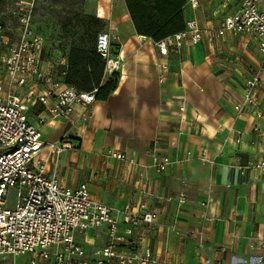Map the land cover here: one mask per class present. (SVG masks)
Segmentation results:
<instances>
[{
	"label": "crops",
	"instance_id": "obj_1",
	"mask_svg": "<svg viewBox=\"0 0 264 264\" xmlns=\"http://www.w3.org/2000/svg\"><path fill=\"white\" fill-rule=\"evenodd\" d=\"M84 1L85 12L102 19L112 35L118 83L105 100L88 108L76 104L66 118L49 119L42 105L29 103V119L45 142L37 155L46 161V173L71 188L85 183L94 200L114 208L120 231L128 226L120 212L126 204L134 209L144 204L155 212L153 224L133 230L128 249L148 247L170 264H200L202 244L219 264H264V170L252 165L264 161V115L255 118L249 110L239 116L233 108L242 102L243 82L259 63L257 38L227 32L211 39L205 33L199 42L186 41L180 52L164 56L152 39L136 33L123 0ZM241 3L201 0L193 8L185 0L182 15L185 22L195 19L203 30L214 31ZM258 6L264 11V1ZM32 27L43 38L41 70L64 83L70 42L59 40L48 49L33 16ZM159 63H167L162 81ZM110 75L104 72L102 82ZM49 86L29 82L14 90L30 102ZM258 101L264 110V74ZM39 117L46 122L38 124ZM64 141L74 147L54 163L47 144ZM113 151L132 162L112 158ZM154 157L167 163L158 170ZM75 239L87 250L102 247L106 228Z\"/></svg>",
	"mask_w": 264,
	"mask_h": 264
},
{
	"label": "built area",
	"instance_id": "obj_2",
	"mask_svg": "<svg viewBox=\"0 0 264 264\" xmlns=\"http://www.w3.org/2000/svg\"><path fill=\"white\" fill-rule=\"evenodd\" d=\"M201 0H187L195 8ZM264 0H242L240 7L231 15L223 17L214 31L203 30L195 19L185 22L183 30L164 39L153 41L160 55L178 53L186 41L199 42L207 33L209 38L221 37L227 32L246 33L257 38L260 54L258 65L245 78L242 85V102L233 106L237 115L254 111L255 118H261L258 90L264 74V11L259 3ZM36 0H15L18 21L17 41L9 39V27L0 23V43L7 47L0 53V260L15 264V258L27 255L22 264H170L157 257L150 248L128 249L129 236L140 225H151L156 219L155 212L139 204L136 209L126 204L120 211L122 221L128 224L119 230V221L114 208L94 200L85 183L76 188L65 186L56 174L48 175L45 160L38 157V150L45 145L41 140L38 126L31 123L28 105L39 103L49 119L69 117L76 104L83 108L91 106L96 98V89L78 91L73 86L47 78L40 68V53L43 38L32 27V16ZM112 35L105 30L97 33L95 50L104 59V72L112 74L120 67L119 60L111 54ZM159 81H162L167 63H159ZM50 82L47 90L37 94L30 102L15 93V86L29 82ZM179 110H184V103ZM38 124L46 122L45 117L37 119ZM239 141V139H237ZM54 163L57 156L74 144L64 141L47 144ZM112 158L132 162L124 152L113 151ZM207 158L202 152L200 158ZM158 170L166 160L154 157ZM254 167L264 170V161ZM17 187L14 206H7L9 189ZM184 194L178 203H185ZM106 228V243L92 250L85 249L75 237L90 230ZM264 247V241L261 243ZM200 264H219L198 245ZM11 257V261L7 258ZM261 257H251L250 261Z\"/></svg>",
	"mask_w": 264,
	"mask_h": 264
},
{
	"label": "trees",
	"instance_id": "obj_3",
	"mask_svg": "<svg viewBox=\"0 0 264 264\" xmlns=\"http://www.w3.org/2000/svg\"><path fill=\"white\" fill-rule=\"evenodd\" d=\"M123 1L138 35L158 41L183 30L185 27L182 15L185 0ZM85 17L90 25L96 26L97 29L85 37L87 28L82 25V35L77 40L70 41L63 82L78 91L96 89L95 98L105 100L116 88L119 75L115 71L106 81L102 82L105 62L96 52L95 42L103 20L96 16Z\"/></svg>",
	"mask_w": 264,
	"mask_h": 264
},
{
	"label": "rangeland",
	"instance_id": "obj_4",
	"mask_svg": "<svg viewBox=\"0 0 264 264\" xmlns=\"http://www.w3.org/2000/svg\"><path fill=\"white\" fill-rule=\"evenodd\" d=\"M14 2L15 0H0V23L7 24L9 27L11 42L17 41L18 38V21L14 14L16 9ZM84 2V0H38L33 12V24L37 25L38 32L45 34L44 39L48 49L54 47L59 40L65 44L77 40L83 33L82 25L87 28L85 37L97 29L86 20L85 16L94 15L85 12ZM101 30H105V22H102V26L99 27V31ZM0 45L3 44L0 43ZM5 49L1 47L0 53L5 52ZM17 193V187L9 189L7 206L15 205ZM27 257V255L16 257L15 264L24 263ZM7 261H11V257H8ZM5 263L6 261L0 260V264Z\"/></svg>",
	"mask_w": 264,
	"mask_h": 264
}]
</instances>
